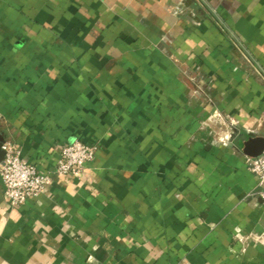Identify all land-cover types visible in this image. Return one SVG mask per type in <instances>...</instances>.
<instances>
[{"label":"crops","instance_id":"1","mask_svg":"<svg viewBox=\"0 0 264 264\" xmlns=\"http://www.w3.org/2000/svg\"><path fill=\"white\" fill-rule=\"evenodd\" d=\"M0 135L53 175L0 264H264V0H0Z\"/></svg>","mask_w":264,"mask_h":264},{"label":"built area","instance_id":"2","mask_svg":"<svg viewBox=\"0 0 264 264\" xmlns=\"http://www.w3.org/2000/svg\"><path fill=\"white\" fill-rule=\"evenodd\" d=\"M4 148L6 155L0 162V178L4 184L6 201L12 207H18L43 194L51 185L53 175L27 162L18 144L8 142ZM98 148V144L78 138L69 141L61 151L55 175L82 176L87 165L95 159ZM246 163L258 175L260 183L264 184V151L257 157L247 155Z\"/></svg>","mask_w":264,"mask_h":264},{"label":"water","instance_id":"3","mask_svg":"<svg viewBox=\"0 0 264 264\" xmlns=\"http://www.w3.org/2000/svg\"><path fill=\"white\" fill-rule=\"evenodd\" d=\"M5 137L0 135V162L4 160L6 150L4 148ZM243 151L246 155L257 157L264 151V135L249 136L243 142Z\"/></svg>","mask_w":264,"mask_h":264}]
</instances>
